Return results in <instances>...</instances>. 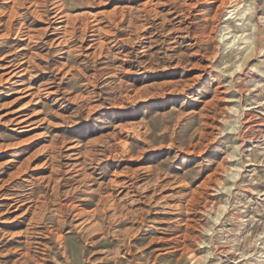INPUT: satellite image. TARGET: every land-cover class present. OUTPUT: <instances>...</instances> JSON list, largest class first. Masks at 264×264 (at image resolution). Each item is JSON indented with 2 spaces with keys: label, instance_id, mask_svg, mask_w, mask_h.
Masks as SVG:
<instances>
[{
  "label": "rangeland",
  "instance_id": "1",
  "mask_svg": "<svg viewBox=\"0 0 264 264\" xmlns=\"http://www.w3.org/2000/svg\"><path fill=\"white\" fill-rule=\"evenodd\" d=\"M0 264H264V0H0Z\"/></svg>",
  "mask_w": 264,
  "mask_h": 264
}]
</instances>
